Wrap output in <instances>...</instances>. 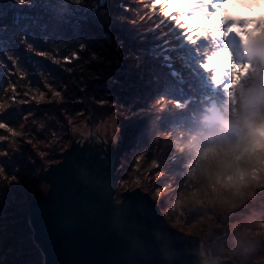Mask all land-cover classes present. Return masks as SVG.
Segmentation results:
<instances>
[{
    "label": "trees",
    "instance_id": "1",
    "mask_svg": "<svg viewBox=\"0 0 264 264\" xmlns=\"http://www.w3.org/2000/svg\"><path fill=\"white\" fill-rule=\"evenodd\" d=\"M150 1L0 0V111H7L0 124V264H44L22 211L30 206L32 191L49 184L45 169L72 144L71 127L89 124V109L96 129L111 121L120 137L115 200L136 187L149 194L165 191L154 200L169 207L180 227L200 226L199 251L207 262L253 264L264 255V141L258 159L237 160L264 123V100L249 111L250 127L240 102L232 115L224 82L214 92L208 81L213 77L208 55L222 54L212 28L190 24L176 0H158L177 13L171 28ZM123 3L130 5L128 11ZM148 17L157 20L150 23ZM178 25L189 44H196L200 94L191 77H175L176 51L170 60L160 52ZM78 51L79 60L64 62ZM206 96L217 100L228 121L239 124L237 132L202 120ZM186 100L184 107L176 104ZM217 168L232 183L213 193L205 176ZM254 168L258 172H251Z\"/></svg>",
    "mask_w": 264,
    "mask_h": 264
},
{
    "label": "water",
    "instance_id": "2",
    "mask_svg": "<svg viewBox=\"0 0 264 264\" xmlns=\"http://www.w3.org/2000/svg\"><path fill=\"white\" fill-rule=\"evenodd\" d=\"M88 120L82 144L72 143L45 169L46 194L31 197L29 218L44 264H202L199 237L173 227L149 193L124 190L116 202L118 148L106 145L92 113Z\"/></svg>",
    "mask_w": 264,
    "mask_h": 264
},
{
    "label": "rangeland",
    "instance_id": "3",
    "mask_svg": "<svg viewBox=\"0 0 264 264\" xmlns=\"http://www.w3.org/2000/svg\"><path fill=\"white\" fill-rule=\"evenodd\" d=\"M103 1L104 0H99V3H101V2L103 3ZM203 1H205V3H206V6H205L206 14L204 16L200 17L201 18L200 21H202L201 22L202 24L210 26V28H212L214 36L219 41V46L221 47V52H222V54H219V55H221L220 56V60H221L220 68H221L222 73L224 75V79L222 80V82H224L228 96L232 99V105L230 106L229 112H231L232 115H235V113L238 109L237 108V102L241 103V101L242 102L244 101L243 96L241 97V93L244 89L243 81H245L246 79H250V81H253L256 83L258 80L261 79L262 84L264 86V64L260 63L257 60V58L249 55L245 48H242V47L238 48L237 46H235L234 44H232L230 42L231 40H230L229 35H230V30H231L232 24L226 23V21L224 20V13L225 12L220 6V4L224 3V1L223 0H203ZM150 3H152V6H154V8H155L152 11L159 13L161 16L164 17V19H167V25H170L172 28L173 22H175V20L173 18L176 17L177 13L175 14V13L167 10L166 7L163 5V3H159L158 0H151ZM121 7H123L125 10L128 11L129 10L128 8L130 7V5L123 3V4H121ZM94 9H92V10L94 11ZM179 14L187 20L188 16H185L184 12L180 11ZM110 16H111V13H108V15H106V17H105V18H107L105 20V24H104L105 27L107 26V23H108L107 21L109 20ZM148 16H150V15H148ZM148 18L150 20L149 21L150 23H153V22H155L154 20H157V18H153V17H148ZM188 19H190L189 21H191V22H189L187 20L190 24L193 23L191 18H188ZM194 24H198V23H194ZM173 28H175V26ZM263 31H264V25L262 26L261 30L256 31L255 33L250 31V32H248L247 35L251 39H253L257 35H260L261 33H263ZM112 35L110 38L109 45H110L112 50H115V48L112 47V45H111L112 44ZM171 36L174 39L169 38L170 41L166 40L163 43V46H162L160 52H162L164 54V58L166 60H170V59H172L171 52L173 50L176 51V62L178 63V65L180 67V71H177V70L173 71V73L175 74V77L177 79H181L182 78L181 73H184L185 75L191 77L192 78L191 80L192 81L194 80V85H195L194 91H197L200 94L201 91H204V88H203V83L201 82V75H200L201 62H200L198 55H196V53L194 51V46L196 47V44H194L192 42V40H191V43L189 44V41H188L189 35L187 33H184V30L181 28V25H178L177 28H175V31L170 32V37ZM189 40H190V38H189ZM154 54L157 55V52H155ZM118 63L122 64L123 60L121 59ZM167 65H171V63L168 62ZM198 70H199V72H198ZM198 75H200V77H198V78L194 77V76H198ZM243 93H242V95H243ZM206 97L208 99V96H206ZM255 100H256V98H255ZM187 102H188V100H186L184 103L178 102L176 104L179 107H184L187 104ZM209 103L211 105L212 100ZM250 108L248 109V111L250 110ZM90 113H92L91 109H89L88 117H89ZM209 114H211V112H209L208 114H205L204 115L205 118H207L209 116ZM241 117H243L242 114H241ZM247 125H248V123H247ZM94 128H95V126H94ZM236 128L237 127H235V129ZM95 130L101 134L106 145H108L111 149H116L119 147V145H120L119 141L120 140L118 141V138H120V137L118 136V133L115 131L114 126H112L111 121L104 122L100 126V131L96 128H95ZM254 132L257 134V138L255 140H252L251 143H249L248 145L246 144L244 146V155H237V160L240 161V160L245 159L247 156H250V155L253 158L258 159L257 154L259 153L258 152V149L260 148L259 144H260V141H264V123L259 124V126L256 127ZM89 133H90V124L81 123V124L74 125L73 127H71L72 143L82 144L84 139L88 137ZM262 163L264 165V161H262ZM251 172H258V170L256 168H254L251 170ZM114 174H115V172H114ZM48 186H49V184L42 186L36 192H38L39 194L44 196L47 192ZM126 190H128V189H126ZM34 192L35 191H32L31 194H33ZM147 193H149V192H147ZM164 193H165V191H156V194L151 193L150 196L153 199H155L156 197L157 198L162 197ZM161 203H162V201H161ZM157 205L159 206L160 204H157ZM159 208H160L163 216L165 217V219L173 227H175L176 229H178L182 232L193 234V235L200 237L197 234L198 228L200 226H196V225H186L185 226V225H183V227H180L177 224V222H175V220H174L175 218L171 217V211H170L169 207H166V205L164 203H162V207H159ZM29 210H30V206H28V208H26L25 211H22V213L29 217ZM175 224H177L178 226H176ZM200 255H201V263L202 264H215L217 262H220V260H226V259H214L213 261H211L212 262L211 263L209 261L207 262L205 254L203 255V253H200ZM228 260H230V262H232L233 264H236L233 260H231V259H228ZM253 264H264V255L256 258V260L254 261Z\"/></svg>",
    "mask_w": 264,
    "mask_h": 264
},
{
    "label": "bare ground",
    "instance_id": "4",
    "mask_svg": "<svg viewBox=\"0 0 264 264\" xmlns=\"http://www.w3.org/2000/svg\"><path fill=\"white\" fill-rule=\"evenodd\" d=\"M239 2L243 4L244 7L250 8L248 7V5L253 3V0H239ZM182 3L184 5L186 13H189L194 17H198L199 15L204 14V8L206 4H204V2H202L201 0H182ZM228 3L229 0H225L224 3L220 4V6L222 9L225 8L227 10V14L224 16V20L226 21V23L235 26L234 38L236 40H239V38H241L242 36V33L245 32V30L241 31L243 27L256 29L259 26V24L264 21V15H255V16L242 15L234 11H229ZM233 7H235V5H233ZM250 47L252 49L259 48V50H261V52L264 54V31L260 35H257L255 38H253V40H251ZM256 90L259 91V86L256 83H254L248 92V96H247L248 102L252 100V96ZM212 110L214 113L213 115L210 114L209 117L221 118L222 121H224L227 125L230 124L227 123V121L223 116L221 117L220 110L217 108L216 105H213Z\"/></svg>",
    "mask_w": 264,
    "mask_h": 264
},
{
    "label": "clouds",
    "instance_id": "5",
    "mask_svg": "<svg viewBox=\"0 0 264 264\" xmlns=\"http://www.w3.org/2000/svg\"><path fill=\"white\" fill-rule=\"evenodd\" d=\"M257 5L252 8H247L239 0H229L228 8L229 11H234L242 15L255 16L264 14V0H257ZM205 179L208 181V186L213 193H220L221 190H227L228 185L232 183L231 177L222 168L214 169L206 174ZM116 202L119 203L120 201L117 200Z\"/></svg>",
    "mask_w": 264,
    "mask_h": 264
},
{
    "label": "snow or ice",
    "instance_id": "6",
    "mask_svg": "<svg viewBox=\"0 0 264 264\" xmlns=\"http://www.w3.org/2000/svg\"><path fill=\"white\" fill-rule=\"evenodd\" d=\"M82 2H83V0H80V3H82ZM252 6H258L257 5V0H253V3L248 5V7H250V8ZM262 15H264V14H262ZM14 23H19V21L14 19ZM82 50H83V48L80 49V51H82ZM80 51L76 52L71 58L70 57L67 58L64 62L71 63L72 59L79 60L80 59ZM12 90H13L14 95H13V97L11 99L14 101L16 99V95H15L16 86L14 84L12 85ZM56 94L59 95L58 92ZM25 95H27V93ZM38 103H39V101H38ZM101 103H103V101H101ZM6 115H7V111L6 110L5 111H0V124L5 123Z\"/></svg>",
    "mask_w": 264,
    "mask_h": 264
}]
</instances>
